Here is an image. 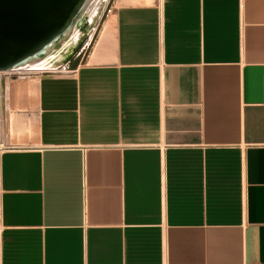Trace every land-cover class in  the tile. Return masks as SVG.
Wrapping results in <instances>:
<instances>
[{
	"label": "crops",
	"instance_id": "crops-1",
	"mask_svg": "<svg viewBox=\"0 0 264 264\" xmlns=\"http://www.w3.org/2000/svg\"><path fill=\"white\" fill-rule=\"evenodd\" d=\"M84 48L6 84L0 264H264V0H113Z\"/></svg>",
	"mask_w": 264,
	"mask_h": 264
},
{
	"label": "water",
	"instance_id": "water-1",
	"mask_svg": "<svg viewBox=\"0 0 264 264\" xmlns=\"http://www.w3.org/2000/svg\"><path fill=\"white\" fill-rule=\"evenodd\" d=\"M82 0H0V70L61 32Z\"/></svg>",
	"mask_w": 264,
	"mask_h": 264
},
{
	"label": "bare ground",
	"instance_id": "bare-ground-1",
	"mask_svg": "<svg viewBox=\"0 0 264 264\" xmlns=\"http://www.w3.org/2000/svg\"><path fill=\"white\" fill-rule=\"evenodd\" d=\"M107 2L108 0H82L76 12V16L72 18L71 21L65 23V27L61 32L55 35L50 41L40 46L37 50L13 63L9 68L0 70V73L5 70H17V72L18 70L25 72L59 70L57 62L64 57L65 52H67L72 45L79 41L78 39L81 32L76 23L82 17H87L88 21L92 22L94 18L100 14V10L103 9ZM2 104L0 92V110ZM2 125L0 114V147L3 142Z\"/></svg>",
	"mask_w": 264,
	"mask_h": 264
},
{
	"label": "rangeland",
	"instance_id": "rangeland-1",
	"mask_svg": "<svg viewBox=\"0 0 264 264\" xmlns=\"http://www.w3.org/2000/svg\"><path fill=\"white\" fill-rule=\"evenodd\" d=\"M113 0H108V2L104 5L103 9L100 10V14H98L92 22L88 21L87 17H82L79 19V21L76 23L78 29L81 32V35L79 37V41L76 42V44L72 45L67 52H65L64 57L57 62V66L59 67V70H63V68L67 67H72L77 59H79L83 54L86 53L88 48H84V41L85 38L87 37V34L89 33L90 30L92 29H98L99 26L101 25V22L103 18H105L106 14L110 11L112 8ZM99 16V17H98ZM6 71V72H5ZM0 73V92H1V120L3 124V116L5 112V104L7 105L6 100V84L8 86V82L11 79H16L20 75H30L31 73L35 72H25V71H20L17 70H5ZM20 71V72H19ZM2 131H3V125H2ZM4 133H3V142L2 146L0 147V151L4 148Z\"/></svg>",
	"mask_w": 264,
	"mask_h": 264
},
{
	"label": "built area",
	"instance_id": "built-area-1",
	"mask_svg": "<svg viewBox=\"0 0 264 264\" xmlns=\"http://www.w3.org/2000/svg\"><path fill=\"white\" fill-rule=\"evenodd\" d=\"M60 70H57V72H59ZM42 72H45V73H50V72H52V71H42Z\"/></svg>",
	"mask_w": 264,
	"mask_h": 264
}]
</instances>
